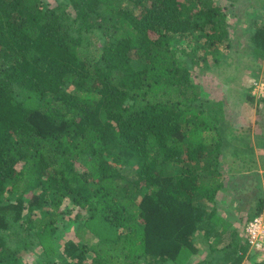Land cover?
<instances>
[{"label": "trees", "instance_id": "trees-1", "mask_svg": "<svg viewBox=\"0 0 264 264\" xmlns=\"http://www.w3.org/2000/svg\"><path fill=\"white\" fill-rule=\"evenodd\" d=\"M236 1L0 0V264H257L262 194L239 229L219 212L226 155L255 156L202 78L239 67Z\"/></svg>", "mask_w": 264, "mask_h": 264}, {"label": "rangeland", "instance_id": "rangeland-1", "mask_svg": "<svg viewBox=\"0 0 264 264\" xmlns=\"http://www.w3.org/2000/svg\"><path fill=\"white\" fill-rule=\"evenodd\" d=\"M253 1L254 3L258 2V0ZM249 3L248 0H237L234 6L236 15H233L234 17L230 20L233 22L234 30L236 29L235 34L239 36L240 45L245 48L243 54L234 56L233 63L239 66L236 73L234 69H232V72L227 70L218 73L208 70L202 77L208 87L211 88L210 92L214 93V95H219L224 100L228 119L235 127V134H244L241 136L248 137V143L250 144L248 154L255 156L254 159L249 157L240 159L229 151L222 168L225 172L224 174L227 175V184L224 187V197L227 200L225 199V202L220 205L219 212L226 215V209L230 207V220L238 229L255 211L258 205V194L261 193L264 198V99H258L257 95L255 98L247 95V90L251 83L264 78V60L261 63L256 60V64H252L253 60L248 62V57H250L247 46L248 35L244 30L248 28V14L246 13L251 15L253 13ZM231 73L233 75L230 77ZM226 79H228V82ZM230 166H233V170L229 169ZM232 198L233 201H231ZM66 204H69V202H66ZM66 211L64 218L72 220L76 217L78 207L70 205L66 208ZM81 211L83 212V210ZM77 225L80 226L81 238L97 240L89 232L82 231L84 227L81 222L77 223ZM74 229H76V225L71 227L65 233V236L67 235L66 237L69 239L79 240L80 237L75 234ZM239 230L241 239L245 241V231H242L241 228ZM200 235L199 237H201ZM207 249V246L202 245L199 253L193 256V262L199 261L206 254L205 250ZM251 251H248V253L254 254L252 259L257 264H264V252L254 249ZM33 258V252L24 254L25 261L31 262Z\"/></svg>", "mask_w": 264, "mask_h": 264}, {"label": "built area", "instance_id": "built-area-1", "mask_svg": "<svg viewBox=\"0 0 264 264\" xmlns=\"http://www.w3.org/2000/svg\"><path fill=\"white\" fill-rule=\"evenodd\" d=\"M253 94L264 98V78L254 82ZM245 238L250 249L264 252V212L256 215L247 222L245 228Z\"/></svg>", "mask_w": 264, "mask_h": 264}, {"label": "clouds", "instance_id": "clouds-1", "mask_svg": "<svg viewBox=\"0 0 264 264\" xmlns=\"http://www.w3.org/2000/svg\"><path fill=\"white\" fill-rule=\"evenodd\" d=\"M263 212H264V211H263ZM261 213H262V212H261ZM259 214H260V213H259ZM257 215H258V214H257ZM250 252H251V250H250ZM249 254H250V253H249ZM249 254H248V255H249Z\"/></svg>", "mask_w": 264, "mask_h": 264}]
</instances>
